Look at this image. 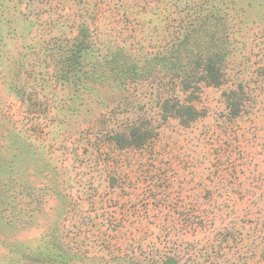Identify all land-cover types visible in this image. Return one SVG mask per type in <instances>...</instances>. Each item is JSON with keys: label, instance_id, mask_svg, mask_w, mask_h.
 <instances>
[{"label": "rangeland", "instance_id": "obj_1", "mask_svg": "<svg viewBox=\"0 0 264 264\" xmlns=\"http://www.w3.org/2000/svg\"><path fill=\"white\" fill-rule=\"evenodd\" d=\"M0 264H264V0H0Z\"/></svg>", "mask_w": 264, "mask_h": 264}, {"label": "trees", "instance_id": "obj_2", "mask_svg": "<svg viewBox=\"0 0 264 264\" xmlns=\"http://www.w3.org/2000/svg\"><path fill=\"white\" fill-rule=\"evenodd\" d=\"M209 70H212V69L209 68ZM211 76H212V75H211ZM211 76H209V78H210ZM214 84H218V82L215 81ZM187 109H188V110H187V113H188V114H195V111H194V109H193L192 107H190V108L188 107ZM194 116H195V115H194ZM194 116L192 117V119L195 118Z\"/></svg>", "mask_w": 264, "mask_h": 264}]
</instances>
